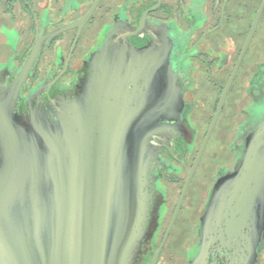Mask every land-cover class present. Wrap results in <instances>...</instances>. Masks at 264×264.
Wrapping results in <instances>:
<instances>
[{"label":"water","instance_id":"obj_1","mask_svg":"<svg viewBox=\"0 0 264 264\" xmlns=\"http://www.w3.org/2000/svg\"><path fill=\"white\" fill-rule=\"evenodd\" d=\"M97 2L82 20L37 37L0 89V264H134L139 255L159 150L152 142L172 138L182 108L166 35L135 50L108 33L78 94L45 114H19L21 89L45 42L81 26ZM263 232L264 124L237 170L212 190L200 254L219 241L236 264H255Z\"/></svg>","mask_w":264,"mask_h":264},{"label":"flooded vegetation","instance_id":"obj_2","mask_svg":"<svg viewBox=\"0 0 264 264\" xmlns=\"http://www.w3.org/2000/svg\"><path fill=\"white\" fill-rule=\"evenodd\" d=\"M96 1L0 0V89L37 37L82 20ZM114 31L135 50L166 35L182 101L177 132L152 142L159 150L149 219L134 264H236L219 241L200 254L201 219L216 182L237 170L264 124V0H98L81 26L45 42L21 89L19 114L70 101L90 75L89 57ZM255 264H264V232Z\"/></svg>","mask_w":264,"mask_h":264}]
</instances>
